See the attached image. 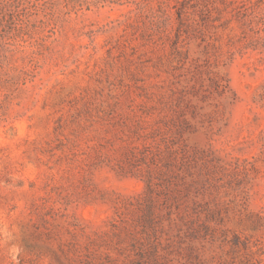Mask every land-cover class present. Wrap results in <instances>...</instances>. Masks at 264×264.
<instances>
[{
    "label": "rangeland",
    "instance_id": "1",
    "mask_svg": "<svg viewBox=\"0 0 264 264\" xmlns=\"http://www.w3.org/2000/svg\"><path fill=\"white\" fill-rule=\"evenodd\" d=\"M0 264H264V0H0Z\"/></svg>",
    "mask_w": 264,
    "mask_h": 264
}]
</instances>
